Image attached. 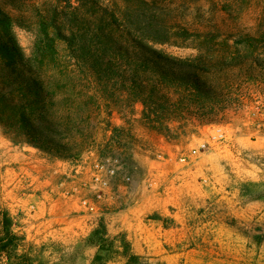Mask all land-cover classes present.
<instances>
[{
    "label": "rangeland",
    "instance_id": "1",
    "mask_svg": "<svg viewBox=\"0 0 264 264\" xmlns=\"http://www.w3.org/2000/svg\"><path fill=\"white\" fill-rule=\"evenodd\" d=\"M159 3L170 22L215 34L209 37L213 40L210 51L207 40L200 54L225 100L216 109V120L192 113L170 121L166 131L158 132L143 121L141 103L131 107L111 103L108 111L102 102L100 114L92 120L89 143L76 158L49 156L27 143L14 142L0 127V246L7 243L0 251V264H125L130 254L140 257L138 264H264V134L253 125L255 117L248 108L252 99L264 100V0ZM0 6L17 20L14 31L28 56L36 36L37 12L50 6L61 8L62 3L0 0ZM196 44L155 46L176 57H193L199 54ZM215 126L222 128L225 140L212 138ZM190 137L188 153L207 155L198 182L207 188L225 175L230 180L227 189L237 192L236 207L197 211L191 235L200 233L208 241L189 239L183 246L166 248L177 255L165 259L147 250V245L135 253L126 231L117 228L121 211L132 203L129 194L142 191L134 154L140 150L161 159L165 141L185 142ZM106 158L116 159V168L108 178L104 199L97 202L95 163ZM178 160L187 162L188 154L179 155ZM141 185L143 194L151 192L149 188L162 189L150 181ZM83 199L97 204L94 212L83 206ZM101 227L111 250L106 260L98 262L95 257L103 251L88 238Z\"/></svg>",
    "mask_w": 264,
    "mask_h": 264
},
{
    "label": "trees",
    "instance_id": "2",
    "mask_svg": "<svg viewBox=\"0 0 264 264\" xmlns=\"http://www.w3.org/2000/svg\"><path fill=\"white\" fill-rule=\"evenodd\" d=\"M56 1L61 8L37 12L28 56L14 31L17 20L0 6V127L14 142L76 158L89 143L102 102L108 111L111 103H141L143 121L158 132L192 113L216 120L225 100L200 54L207 40L210 51L214 32L170 22L159 0ZM188 41L197 43L199 54L176 57L155 46ZM104 236L101 227L88 238L103 251L98 262L111 250ZM139 260L130 254L125 264Z\"/></svg>",
    "mask_w": 264,
    "mask_h": 264
},
{
    "label": "crops",
    "instance_id": "3",
    "mask_svg": "<svg viewBox=\"0 0 264 264\" xmlns=\"http://www.w3.org/2000/svg\"><path fill=\"white\" fill-rule=\"evenodd\" d=\"M192 141L191 137L185 142L165 141V156L161 159L140 150L134 154L136 160L133 163L140 171L138 187L142 191L136 195L129 194L132 203L121 211L117 228L120 229L118 231H126V238L135 253L143 252V246L147 245V250L161 258L177 255L167 252L166 248L183 246L189 239L205 240V235L200 237V233L191 235L195 230L191 220L196 218L198 210H210L212 207L216 212L236 207L237 192L233 187L227 189L230 180L225 175L214 179L207 188L198 182L207 155L189 154L188 146ZM184 154H188V160L182 163L178 156ZM145 181L159 183L161 191L149 188L151 192L143 194L141 183ZM121 188L118 185V190ZM130 189L133 192L134 186Z\"/></svg>",
    "mask_w": 264,
    "mask_h": 264
},
{
    "label": "built area",
    "instance_id": "4",
    "mask_svg": "<svg viewBox=\"0 0 264 264\" xmlns=\"http://www.w3.org/2000/svg\"><path fill=\"white\" fill-rule=\"evenodd\" d=\"M248 108L250 109L249 114L255 117V119L252 120L253 125H256L257 129L264 134V100L261 97H256L250 101ZM212 138L217 141L226 139L225 133L220 126H215ZM116 162V159L106 158L95 163L93 182L98 186L96 190L97 202H100L105 197V190L108 187V178L114 174ZM82 204L91 212H94L97 207L94 201H88L86 199L82 200Z\"/></svg>",
    "mask_w": 264,
    "mask_h": 264
}]
</instances>
